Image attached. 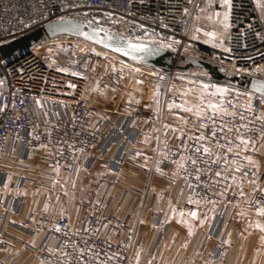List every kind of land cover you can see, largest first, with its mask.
Returning <instances> with one entry per match:
<instances>
[{
    "label": "built area",
    "instance_id": "2783aa9c",
    "mask_svg": "<svg viewBox=\"0 0 264 264\" xmlns=\"http://www.w3.org/2000/svg\"><path fill=\"white\" fill-rule=\"evenodd\" d=\"M209 1L0 0V47L52 22L75 20L130 41L159 45L174 53L177 60L191 57L206 62L240 81L247 78L264 81V18L260 7L255 0H233L230 27L222 39L206 22L196 20L192 25L197 4ZM209 11L205 9V13ZM48 41L9 61L0 56V264L16 261L14 245L18 240L7 233V228L32 238L35 243L21 242V245L43 264H78V247H84L85 239L96 246L101 260L106 259L102 251L105 249L109 255L125 257L108 264H139L140 254L147 264H161L159 251L176 215L183 213L189 217L192 211L197 212L199 221L205 213L209 220L186 261L226 264L234 248L232 240L243 234L248 216L257 214L256 206H248L245 201L256 198L264 205V192L257 191V185L249 179L239 180L246 168L237 174L236 183L223 197L212 195L213 191H223L219 187L197 188L193 192L183 179L185 173L177 174L173 161L179 160V155L168 154L165 158V145L172 153L177 152L181 143L176 139L178 133L169 130L165 136L162 125L185 130L199 128L194 114L176 107L168 109L173 100L191 101L186 107L196 101L192 93L182 96L178 89L181 86L187 90L207 83L227 87L230 93L238 89L250 94L251 100L248 95L233 98L230 94L224 104L229 112L237 113L234 121L229 118L230 123L237 126L244 123L256 129L245 132L247 138L255 141L256 150L243 155L258 163V168L252 167V171L262 187L264 123L239 119L241 112L249 119L254 114L264 116L261 95L250 92L239 81H216L210 76L211 80L206 82L198 80L177 67L184 63H175L172 68L149 70L153 72L148 81L151 95L146 104L133 112L103 109L93 112L88 91L90 70L96 59L92 47L66 37L36 51ZM111 71L121 77L126 72L121 65L113 64ZM158 89L159 95H153ZM231 104L237 107L233 109ZM249 105L252 112L246 110ZM156 129H160L159 145ZM146 138L150 140L144 143ZM158 146L157 156L154 150ZM137 151L143 155L137 156ZM96 167L107 170L112 179L102 185L94 201L72 224L66 194L68 179ZM217 169L218 165L213 166V176ZM241 188L246 194L243 199L239 197ZM204 197L215 200V206ZM190 198L199 200V206L189 203ZM30 203L33 205L26 209ZM165 206L173 209L169 217ZM57 227L60 232L55 231ZM85 228L89 231L85 232ZM107 240L111 241L110 247ZM63 252L67 255L61 256Z\"/></svg>",
    "mask_w": 264,
    "mask_h": 264
},
{
    "label": "snow or ice",
    "instance_id": "6c2138e0",
    "mask_svg": "<svg viewBox=\"0 0 264 264\" xmlns=\"http://www.w3.org/2000/svg\"><path fill=\"white\" fill-rule=\"evenodd\" d=\"M255 4L257 7L264 8V4L261 3V0H255ZM220 6L226 9L223 13V26L227 29L230 27L228 20L233 7V0H221ZM216 15L219 17L220 13H216ZM197 31H199V29H197ZM80 34L89 40L94 38L86 32H81ZM207 35H214V33H208ZM109 39L111 40L112 38L109 36ZM96 42L103 43L102 40H97ZM153 43H155V41H153ZM105 47L111 48L113 51L125 57H130L132 60L143 59L145 56L152 55L158 51V49L150 48L143 42L133 43L123 37L114 41L112 44H105ZM225 51H228V49H225ZM59 70L66 71V69ZM113 71H115V69H113ZM72 75L77 74L72 73ZM139 82L140 81H138V83ZM190 83L195 84L196 82L192 81ZM70 87H75V85H70ZM253 88L260 92L261 100L264 102V83L253 85ZM189 93L196 96V101L192 102L191 106H185L189 105L187 99L183 100L181 103H176V101L173 100L167 106L170 111L176 107L181 111L194 114L199 121V128L194 127L193 130H185L182 127H173L167 124L162 125V128L165 130V136L170 130L173 134L178 133L176 139L181 141V143L177 145L176 153H172L171 148L165 145V158H167L168 154L179 155V160L173 161V163L177 165V174L181 171L185 173L183 179L186 181L188 188L193 192H195L197 188H208L211 190L219 187L223 189V191H213L212 195L223 197L236 183L238 179L237 174L241 173L242 169L246 168L247 171L242 172V175L239 176V180L243 181L244 179H249L251 183L257 185V191L264 192V187H261L258 183L256 173L252 171V167L258 168V163L253 160L251 156L243 155L244 152L256 150L255 141L245 136V132L255 131L256 129L249 128L247 124L244 123H241L239 126L230 123L229 118L234 121L237 118V113L234 111L229 112L224 104L225 97L230 94L233 98H238L241 95H248L250 100L252 98L251 95L240 92L238 89H233L230 93L227 87L210 85L207 83H202L199 88H189L185 92H182L181 95L186 96ZM157 95H159V89L157 90ZM156 103L159 105L158 99ZM229 103H231V101H229ZM231 107L235 109L237 105L231 104ZM246 110L252 112V106L249 105ZM180 119L183 120L184 118L180 117ZM239 119L241 121L248 120L249 123H254L256 121L264 123V116L262 115L254 114L251 119H249V117H246L244 113L241 112L239 114ZM184 122L187 123L186 120ZM155 131L157 133L155 139L157 145H159L161 142L160 129H156ZM262 135H264V133H262ZM149 140L150 138H146L143 142L147 143ZM221 141H223V143H221ZM214 149L216 150L214 151ZM154 151L158 156L160 154L159 146ZM62 154L63 153H61V155ZM140 155H143V153L137 151V156ZM230 155L231 159H229ZM147 159L148 157L145 156V166H147ZM216 165H218V169L213 176L212 169L213 166ZM56 167L58 169V165ZM189 167L191 171L188 170ZM157 171H161V169L157 168ZM229 173H231V175H229ZM202 177H204V179H202ZM245 195L243 188H241L239 197L243 199ZM204 199L215 206V200H211L208 197H204ZM188 202L195 203L197 206H199L200 203L199 200H193L191 198ZM245 203L248 204V206H256L257 215L264 216V205H262L259 200L253 198L252 201H245ZM181 215H183V213H181ZM189 215L194 219L197 218L196 211H192ZM208 220L209 216L205 213L204 218L201 219L199 223L203 225ZM186 222L187 221H185V223ZM104 227H107V225H104ZM256 227L264 232V225L258 222ZM55 231L60 232L61 229L57 227ZM84 231L88 232L89 229L85 228ZM96 232L98 233L99 229H96ZM189 235H191V229L189 230ZM106 243L109 247L111 246L110 240H107ZM83 244V248L77 246L79 257L78 264H108L110 260L125 259V257L119 256L116 253L109 255L105 249L102 251H104L106 259L101 260L100 252L96 250L95 245L89 244L87 239L83 240ZM64 247H67V242ZM53 254H55V252H53ZM66 255L67 252L61 253V256ZM85 257H87V260Z\"/></svg>",
    "mask_w": 264,
    "mask_h": 264
},
{
    "label": "rangeland",
    "instance_id": "374dc122",
    "mask_svg": "<svg viewBox=\"0 0 264 264\" xmlns=\"http://www.w3.org/2000/svg\"><path fill=\"white\" fill-rule=\"evenodd\" d=\"M216 33V36H218V38H222L220 32ZM65 38L66 37H58L56 39L50 40L45 47H41L36 51H41L46 47L62 42ZM87 47L98 49L94 51V53L96 54V59L93 61L89 75L90 80L88 91L90 105L93 108V112H97L98 110L103 109L106 111L131 113L136 110L137 107L146 104L147 99L151 95V86L149 85L148 81L153 75V72L151 71L154 69L133 63L129 60L123 59L90 44H88ZM103 52L107 54H104ZM109 54L118 57L131 65L123 63L122 61L117 60ZM181 63L183 64L181 59H178V61L176 60L177 65H181ZM111 64L115 66L121 65L124 70H126L124 77L115 76L111 71ZM189 74L190 76L204 82L211 80L207 72L199 68L190 69ZM138 81L140 82L138 83ZM178 89L181 93L185 92L186 90L184 86H181ZM156 93L157 92L154 90L153 95H156ZM111 179L112 175L107 172V170L101 167H96L90 172L80 171L76 174L75 177H73L72 179H68L69 184L66 190V194L68 196V211L70 213V220L73 224H75L79 220L80 214L85 209V207H87L94 201L102 185L105 182L110 181ZM262 187H264V183ZM172 210L173 209H171V211ZM179 218L182 220V224L188 223L187 219H190L191 221H193V225H201L198 219L194 220L190 218V216L188 217L186 215H180ZM251 218L253 219L254 224H257L259 222L261 225H264V216L252 214L248 216V220ZM185 221L187 222L185 223ZM172 225H176V218L174 219ZM259 237L261 240H258L257 243L260 244V248L256 249L254 247L257 243H254L251 248L257 255L263 256L264 243H262V240L264 242V238L262 237H264V232H262L261 230ZM171 264H176V262H173Z\"/></svg>",
    "mask_w": 264,
    "mask_h": 264
},
{
    "label": "crops",
    "instance_id": "0c3cea01",
    "mask_svg": "<svg viewBox=\"0 0 264 264\" xmlns=\"http://www.w3.org/2000/svg\"><path fill=\"white\" fill-rule=\"evenodd\" d=\"M261 3L264 4V0H261ZM220 4L221 0H210L209 2H207V4H197L192 25L196 20L206 22L214 30H216V32H220L222 38H224L226 29L223 28V13L226 9L222 8ZM205 9H210V11L208 13H205ZM216 13H220L219 17L216 15ZM260 13L264 18L263 8H260ZM35 201H37L36 197L33 198L34 204L36 203ZM33 203L28 204V206H26V209H28L30 205H33ZM164 208L166 217H169L171 214H173V211H171L169 207L165 206ZM143 214L144 210L142 212V215ZM179 217L180 214L176 215V225H172L159 251V260L161 264H171L173 262H176V264H188V262L186 261V257L194 249L196 243L199 240L202 228L204 227V224L200 226L193 225V221H191L190 219H187L188 223L182 224V220ZM136 219L137 218L134 216V225ZM195 219H198V215ZM253 222L254 221L252 218L249 219L247 221V225L243 234L232 240L234 248L232 252L229 253L226 264H264V255H257L251 248L254 243H257L258 240H261L259 237L260 229L257 228L256 224H254ZM190 229L191 235H189ZM6 231L9 235L15 237L18 240L14 245V252L16 253V261L14 264H43L38 261L35 255L27 252L21 245V242L35 243L32 238L16 232L10 228H7ZM262 243H264L263 240ZM256 245L260 244L257 243L254 247H256ZM182 246L184 247L182 248ZM139 264H147L145 257L141 254L139 255Z\"/></svg>",
    "mask_w": 264,
    "mask_h": 264
},
{
    "label": "water",
    "instance_id": "95a60500",
    "mask_svg": "<svg viewBox=\"0 0 264 264\" xmlns=\"http://www.w3.org/2000/svg\"><path fill=\"white\" fill-rule=\"evenodd\" d=\"M81 32H86L90 36H93L94 38L91 40L86 39L83 35L80 34ZM109 36L112 38L111 40L109 39ZM58 37H70L83 41L97 48L105 50L109 53H112L116 56H119L123 59L129 60L139 65L147 66L149 68H172L177 60V56L174 53L170 52L167 49L162 48L159 45L150 44V43H145V44H147L148 47L150 48L158 49V51H156L152 55L145 56L143 59L132 60L130 57H125L120 53L113 51L111 48L105 47V44H112L114 43V41L118 40L121 37L88 26L82 22H78L75 20H60V21L52 22L50 24L43 26L41 29L36 30L35 32L24 38H20L9 44L3 45L2 47H0V56L2 59L9 61L10 58L22 52H27L30 48L42 43L45 40H53ZM97 40H102L103 43H97L96 42ZM131 42L141 43L135 41H131ZM180 59L183 63H185V65L177 66V67L185 73H189L190 69L192 68H199L207 72L208 76H210L216 81H229V82L239 81L240 85L244 86L250 92L261 95L259 91L254 90L253 85H259L260 83H264L263 80H259L256 78H247L240 81L238 78L234 76H226L222 70H218L217 68L212 67L210 64L206 62L196 60L191 57H183Z\"/></svg>",
    "mask_w": 264,
    "mask_h": 264
},
{
    "label": "bare ground",
    "instance_id": "6f19581e",
    "mask_svg": "<svg viewBox=\"0 0 264 264\" xmlns=\"http://www.w3.org/2000/svg\"><path fill=\"white\" fill-rule=\"evenodd\" d=\"M91 49H92L93 51H95V50H98V49H96V48H94V49H93V48H91ZM103 53H104V54H107V53H105V52H103Z\"/></svg>",
    "mask_w": 264,
    "mask_h": 264
},
{
    "label": "trees",
    "instance_id": "16d2710c",
    "mask_svg": "<svg viewBox=\"0 0 264 264\" xmlns=\"http://www.w3.org/2000/svg\"><path fill=\"white\" fill-rule=\"evenodd\" d=\"M213 79V78H212Z\"/></svg>",
    "mask_w": 264,
    "mask_h": 264
}]
</instances>
